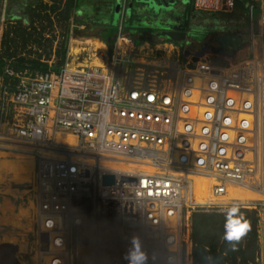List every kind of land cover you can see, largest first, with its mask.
<instances>
[{"label": "built area", "instance_id": "obj_1", "mask_svg": "<svg viewBox=\"0 0 264 264\" xmlns=\"http://www.w3.org/2000/svg\"><path fill=\"white\" fill-rule=\"evenodd\" d=\"M233 6L194 2L212 13ZM128 10L123 3L111 52L85 37L86 26L80 39L67 37L57 70L54 51L49 71L33 75L4 60L0 140L38 155L33 264H128L132 235L155 257L149 264L192 263L196 209H264V73L214 63L210 52L197 57L202 44L191 52L172 40L136 45L119 37ZM257 24L264 28V12ZM257 244L255 263L264 264V218ZM25 254L0 242L10 264H29Z\"/></svg>", "mask_w": 264, "mask_h": 264}, {"label": "rangeland", "instance_id": "obj_2", "mask_svg": "<svg viewBox=\"0 0 264 264\" xmlns=\"http://www.w3.org/2000/svg\"><path fill=\"white\" fill-rule=\"evenodd\" d=\"M33 6L31 11L25 14H20L17 20H13L12 24H18L19 26L30 27V16H32L33 27L37 28L38 31H41V28L45 26L47 21L45 19L38 20L37 17L33 15L38 14L39 11L34 9L35 3H39L47 6H62L65 0H32ZM252 1V0H251ZM255 6L258 9V17L264 12V0H253ZM1 2H3L1 0ZM114 0H78L79 7L78 10L82 18L87 17L88 15L97 16L102 19L101 22H109V13L112 10V4ZM59 3V4H58ZM128 11L134 12L136 15H142L148 9L152 13H157L160 10H167L170 5L161 4L158 1L154 0H135L134 3L129 4L127 2ZM62 10V9H61ZM3 11V10H2ZM212 13V12H206ZM216 13V12H214ZM45 12H42L43 16ZM255 15V14H254ZM127 17V15H126ZM211 14H201L193 12L189 19V24L193 26L192 29L199 31H207L210 34H215V32H227V33H238L244 38L245 45L239 49L233 57L231 58H221L217 55H208L210 58L216 62H226L232 64H246L253 63L255 68L258 69V72L264 73V28L259 27L258 24L256 30H254L255 21L250 16V10L248 14H242L240 12H233V9H230L225 14L214 16ZM4 16H0V39H2L3 32L7 29L8 23L5 22ZM98 19V22L100 21ZM78 21L75 17L65 22H53L52 30L55 33V37L51 35L47 28L45 31H39L42 33L44 40L48 39L51 43L50 45L59 47L60 44L67 40V36L70 33L75 34L76 29L73 26ZM44 28V29H45ZM78 31L84 32L80 26ZM48 35V36H47ZM216 35V34H215ZM215 35L210 38H213ZM50 39V40H49ZM209 40V39H208ZM56 41L55 44L53 42ZM73 43V42H72ZM153 45L154 43H149ZM202 44V43H201ZM196 40L188 39L187 43L183 45L184 51H194L201 46ZM30 49V50H29ZM27 51H24V55L27 58H35L40 55H44L41 52L43 49L41 47H35V49L29 48ZM44 49L46 47L44 46ZM19 53V50L17 51ZM38 55V56H37ZM43 58V57H42ZM181 59V58H180ZM5 66V65H4ZM3 68L1 74L3 73ZM30 74L31 71H29ZM33 75V74H32ZM7 127H0V132H6ZM38 160V155L34 150V147L24 144H16L13 142H5L0 140V242L1 241H10L16 243L20 246V250L25 254L26 259L29 260V264H33L31 261L32 256L29 255V252L34 247V200H33V188H34V178H35V169L36 162ZM30 162V163H27ZM245 205V204H239ZM249 206H256L257 210L252 208H239L242 211H246L245 216L246 220L249 222L250 228L242 241L241 249L243 251L242 257L246 260L245 264H256L255 258L257 253V229L259 227L260 221L264 218V212H262L263 207L251 203ZM235 206V205H231ZM223 208L221 212L212 213L225 219L224 212L228 207ZM201 209H196L193 215H212L211 213H206L200 211ZM264 210V209H263ZM261 214V215H260ZM250 216V217H248ZM192 217V216H191ZM210 220V219H207ZM221 220V219H216ZM255 233V245L256 252L252 255L253 243H251V238ZM189 241V238H188ZM185 251V243H184ZM29 256V257H28ZM185 257V255H184ZM7 263V262H6ZM183 264H192L189 260L183 261ZM224 264H243L240 257H237L235 262L227 261Z\"/></svg>", "mask_w": 264, "mask_h": 264}, {"label": "trees", "instance_id": "obj_3", "mask_svg": "<svg viewBox=\"0 0 264 264\" xmlns=\"http://www.w3.org/2000/svg\"><path fill=\"white\" fill-rule=\"evenodd\" d=\"M0 1V16H4V20L8 23L7 29L3 32L1 39V55H0V72L5 65L4 60H10V67L15 71L28 70L31 73L37 72H46L49 71V66L46 61L48 58L43 59L39 54L38 58H27L25 55L23 57H18V50L27 51V49L32 47H48V43L51 44L48 39L44 40L42 37V30L47 31L51 34L53 30V22H65L68 21L72 13L78 10L79 3L78 0H65L62 6H47L40 5L35 3L34 9L39 11L38 14H34L33 17H37L38 20L45 19L47 23L41 28L39 32L37 28L33 27L32 16H30V27L19 26L18 24H12L13 20H17L20 14H25L31 11L32 6L34 5L32 0H2ZM195 0H187V4L184 6V11L182 15L185 21L189 22L190 16L193 12L201 14H211L214 16L225 14L226 12H216V13H206L199 11L194 7ZM59 4V3H58ZM254 2L251 0H234L233 12H240L242 14H248L249 7L253 6ZM114 5V4H113ZM62 9V10H61ZM3 10V11H2ZM45 12L42 16L41 13ZM258 9L254 6L252 10V19L255 21V28H257V19H258ZM255 14V15H254ZM212 17V18H213ZM87 25L90 28H94L97 34L104 39L107 44L109 51L111 52L113 48V40L110 39L109 35L112 29L104 28L102 25L96 23L93 15L88 16ZM45 28V29H44ZM135 32L127 30L126 36L134 40L136 45H139L143 42V30L139 27H134ZM54 36V35H53ZM50 40V39H49ZM30 50V49H29ZM66 53V39L60 44L59 47L55 49L56 65L53 67V70H57L58 67L63 65L65 60ZM214 62V61H213ZM217 63V62H214ZM222 64H226L222 62ZM1 74V73H0ZM205 212V211H204ZM206 213H216L214 211H206ZM241 214H245L246 211L240 210ZM245 218V216H243ZM250 217V216H248ZM210 219V220H207ZM221 219V220H216ZM246 219V218H245ZM225 219L217 215H193L191 217V242H192V264H224L225 262L233 261L235 262L237 257L241 258L243 264L248 260L242 257L243 251L241 249L242 242L239 244L237 250L227 251L226 245L221 240V236L224 231ZM251 243H253V251L256 250L255 245V233L253 232ZM243 241V240H242ZM256 252V251H255ZM207 258V260L205 259ZM248 263V262H247Z\"/></svg>", "mask_w": 264, "mask_h": 264}, {"label": "water", "instance_id": "obj_4", "mask_svg": "<svg viewBox=\"0 0 264 264\" xmlns=\"http://www.w3.org/2000/svg\"><path fill=\"white\" fill-rule=\"evenodd\" d=\"M118 10H119V5L115 7V11H114L115 21L118 19ZM142 28L167 31L168 33H160L159 36L165 38H171V40H174L179 43L184 41L185 36H187L191 40H196L199 44L202 43L203 47L197 53V57L202 56L206 52L207 53L210 52L220 57L231 58L239 49H241L245 45L242 35L238 33H227L224 31L215 32L216 35L210 34V35H215L212 38L211 41L212 43H207L205 41L208 36L207 31L190 30L188 32H185L184 31L185 29L180 26H156V27L144 26ZM194 61H196V59ZM112 181H113L112 176L104 177V182L106 184H110L112 183Z\"/></svg>", "mask_w": 264, "mask_h": 264}, {"label": "flooded vegetation", "instance_id": "obj_5", "mask_svg": "<svg viewBox=\"0 0 264 264\" xmlns=\"http://www.w3.org/2000/svg\"><path fill=\"white\" fill-rule=\"evenodd\" d=\"M158 1L161 4H166L170 5L167 10H160L157 11V13H152V11H149L148 9H145V13L142 15H136L134 12L129 11L128 16L124 20L125 26H133V27H144V26H149V27H156V26H180L184 28L185 32H188L190 30H196L192 29L191 26H193L191 23L189 24L187 21H185L182 12L184 11V6L187 4V0H154ZM127 2L129 4L134 3L135 0H124L123 3L126 4ZM119 15V14H118ZM95 18V21L98 23V18L97 16H93ZM102 19H100L99 22H101ZM114 21V20H113ZM117 21V20H116ZM115 22V21H114ZM84 30V28L82 27ZM199 31V30H197ZM151 35L152 38L155 40H171V38H165L159 36L160 33H168L167 31L164 30H157V29H151ZM153 34H155L153 36ZM212 37L213 35H210V32H208L207 39L205 40L207 43H212ZM119 37H125V35H121ZM118 38V37H117ZM117 38L114 39L113 44L115 45L117 42ZM243 38V37H242ZM189 38L185 36L184 41L182 42L185 44ZM209 39V40H208ZM174 41V40H172ZM244 41V38H243ZM176 42V41H175ZM181 43V44H182ZM212 45V44H211ZM214 45V44H213Z\"/></svg>", "mask_w": 264, "mask_h": 264}, {"label": "clouds", "instance_id": "obj_6", "mask_svg": "<svg viewBox=\"0 0 264 264\" xmlns=\"http://www.w3.org/2000/svg\"><path fill=\"white\" fill-rule=\"evenodd\" d=\"M224 216L225 223L221 240L226 245V255L227 251L237 250L239 244L247 235L250 225L237 206L228 207L224 212ZM128 242L130 247L124 256L128 264H149L150 259L153 262L155 261V257L150 258L148 252L144 250L143 242L138 235L130 236ZM205 259L207 260V258Z\"/></svg>", "mask_w": 264, "mask_h": 264}, {"label": "crops", "instance_id": "obj_7", "mask_svg": "<svg viewBox=\"0 0 264 264\" xmlns=\"http://www.w3.org/2000/svg\"><path fill=\"white\" fill-rule=\"evenodd\" d=\"M1 1V0H0ZM123 1L124 0H114V2H113V4H112V10H111V12L109 13V18H110V20H109V22H96L97 24H99V25H102L105 29L106 28H109L110 27V29H112L111 30V32H110V35H109V37H110V39L111 40H113L114 41V39L116 38V36H117V34H118V32H120L119 30H118V27H117V25H116V21L114 20V11H115V7L117 6V5H119V10H120V7L122 6V4H123ZM119 10H118V13H119ZM89 16V15H88ZM88 16L87 17H85V18H82L81 17V14H80V12H79V10H76V11H74L73 13H72V15H71V17H70V20L72 19V17H75V19L78 21L76 24H79L81 27H83L84 28V30H85V27L87 26L88 27V32H87V34L85 35V37H87V38H90V39H93V40H99V41H101V42H103L104 44H106V42L104 41V39L103 38H101L98 34H97V32H96V30L94 29V28H90L88 25H87V23H88ZM115 22H114V21ZM142 30H143V42L141 43V44H139V45H142V44H144V43H156L157 41H159V40H155L154 38H152V36H150L152 33H151V29H146V28H142V27H140ZM129 30V29H131V30H129V31H131V32H135V28L133 27V26H125L122 30H121V33H122V35H125L126 36V31L127 30ZM154 30V29H153ZM155 34H153V36H154ZM69 36H71V40H78V39H80L82 36H83V34H81L79 31H77L76 30V33L75 34H72V33H70L69 34ZM69 36H67V37H69ZM73 42V41H72ZM107 45V44H106ZM113 46H114V44H113ZM43 50L41 51V52H43V56L41 55V57H43V59H46V58H50V56L53 54V51H54V54H55V49H56V46L54 47V46H52V47H49V48H46V49H44L43 47H41ZM32 49H35V47H32ZM113 49V48H112ZM39 52V54H41L40 53V51H38ZM221 58H223V57H221ZM226 58V57H225ZM228 58V57H227ZM213 61L214 62H216L214 59H213ZM225 62V61H224ZM226 63V62H225ZM217 64H222V62L220 63V62H217Z\"/></svg>", "mask_w": 264, "mask_h": 264}, {"label": "bare ground", "instance_id": "obj_8", "mask_svg": "<svg viewBox=\"0 0 264 264\" xmlns=\"http://www.w3.org/2000/svg\"><path fill=\"white\" fill-rule=\"evenodd\" d=\"M27 163H30V162H27ZM11 249H12V247H11ZM0 264H10V261H8V260L6 261V260L2 259L1 256H0Z\"/></svg>", "mask_w": 264, "mask_h": 264}]
</instances>
